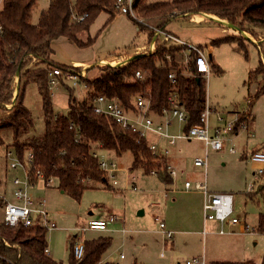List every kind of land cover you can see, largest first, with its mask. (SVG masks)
<instances>
[{
	"label": "rangeland",
	"instance_id": "rangeland-1",
	"mask_svg": "<svg viewBox=\"0 0 264 264\" xmlns=\"http://www.w3.org/2000/svg\"><path fill=\"white\" fill-rule=\"evenodd\" d=\"M49 3L50 0H39L32 15L33 23H38L40 14L48 9ZM137 22L133 16L120 12L110 21L109 13L103 12L88 31L78 36L85 43L94 39L91 46L80 47L71 39L59 38L52 44V59L60 65L80 68L84 76L91 67L110 61L119 63L144 54L141 51L149 45L152 28L163 24V28L175 38L167 41L168 44L186 42L198 46L206 56L214 41L229 36V31L223 33L219 24L221 21L209 15H205L203 19L201 14L177 15L173 19L144 22L139 18ZM229 28L235 40L215 45L213 60L209 61L211 72L205 80L207 103L226 121L237 119L238 128L247 126L248 129H242L239 134L230 136L221 151L208 150L200 141L181 140L176 146H169L170 156L165 158L178 173L173 178L167 163V174L172 182L174 179L171 185L163 183L155 175V170L147 175L142 169L132 170L131 152L117 155L114 151L103 149L95 150L99 160L112 161L117 168L124 170L115 174L119 182L117 186L109 188L91 182L87 184L82 198L76 200L69 193L62 192L57 180L47 186L43 179H38L30 189L35 207H40V201H45L50 217L57 224L55 230L48 232V248L52 259L63 264L68 263L72 251L71 240L75 243L72 238L82 236V228L87 227L92 218L90 215L93 214L106 220L111 216L118 218V221L109 225L107 232L89 230L84 234L88 240L104 235L111 237L112 246L104 257L115 264H186L197 257H204L207 264L214 259L262 264L264 232L256 230L242 233L241 226L238 225L234 228V234L220 235L210 232L212 226L218 231V224L209 222L204 240L203 235L198 234L203 231L204 196L201 192H184V185L189 181L193 185L196 182L206 183L212 194L232 193L234 214L241 216L242 221L252 229L258 228L264 200L261 194L251 199L248 196V187L255 184L256 192L263 180L256 182L257 166L248 156L253 151H264V94H258L264 92V78L250 81V74L259 66L261 60L264 62V34H259L261 32L258 27H254L255 32H248L250 37H246ZM160 41H164L163 36ZM68 87L80 101L86 99L89 91L88 86L80 80L74 86L72 81L60 78V84L51 87L53 110L57 115L69 111ZM24 105L31 111L34 121V127L24 139L43 138L45 115L36 83L28 84ZM215 114L211 115L210 123L212 127L221 126L222 123L217 121ZM6 116V112L0 111V120ZM183 130L184 126L180 130L175 122L171 132L180 133ZM248 131L253 137H247ZM2 138L4 144L0 145V179L7 182L5 196L14 201L11 180L14 176H22V173L12 172L6 167V153L12 150V132L4 130ZM231 148L235 149V154L230 152ZM197 157L207 159V169L194 166ZM112 183L113 179H110L109 184ZM5 190L0 186V194L5 193ZM183 215L188 218L187 223H182ZM3 216L4 211L0 209V221ZM161 222L165 223L166 230L178 233H174L172 239H167L161 231ZM226 229L229 227L226 226ZM122 254L124 258L120 257Z\"/></svg>",
	"mask_w": 264,
	"mask_h": 264
},
{
	"label": "trees",
	"instance_id": "trees-1",
	"mask_svg": "<svg viewBox=\"0 0 264 264\" xmlns=\"http://www.w3.org/2000/svg\"><path fill=\"white\" fill-rule=\"evenodd\" d=\"M116 1L50 0L48 9L42 11L36 24L32 22V15L39 0H2L0 4V111L7 113L0 120V145L4 144L2 132L10 130L11 147L20 159L24 160L28 152L34 155L32 183L37 182L36 174L40 171L46 181L54 178L62 192L69 193L76 200L82 198L87 184H108L106 174L100 170L99 159L93 155L96 149L111 150L117 155L131 152L132 170L142 169L146 175L155 170L163 183H172L166 160L150 151L146 139L123 130L112 119L94 112L92 102L96 96L117 99L126 108L132 107L136 96H145L150 99L151 108L161 113L168 108L169 96L176 95L188 115L186 130L199 123L207 105L206 77L194 68L184 71L178 64L184 48L167 41L161 42L154 53L137 55L114 66L97 65L87 69L84 76L78 67L53 61L52 44L59 38L71 39L80 47L91 46L95 40L89 39L85 43L78 38L79 34L88 31L103 12L109 13L112 21L118 13ZM134 10L136 23L139 18L143 22L173 19L177 12L178 15L213 16L246 32H252L249 26L264 29V0H135ZM79 17L84 19L78 21ZM234 40L235 37H225L214 41L212 46ZM168 56L172 59L171 65ZM55 68L81 75L80 81L89 90L86 99L80 101L68 87L69 111L66 114L57 115L53 110L49 75ZM137 71L150 77L144 82L133 81ZM171 73L175 74V83L169 79ZM259 77L264 78L262 60L251 72L250 81ZM32 82L38 85L45 115V134L40 139H24L34 127L31 111L24 105L26 88ZM262 180L260 191L248 193L251 199L261 194L264 200V174L260 177ZM3 205L4 202L0 201V209ZM258 231L264 232V210L259 214ZM48 246V230L43 226L10 227L0 221V264H63L46 253ZM73 246L71 242L72 251L67 264H113L102 262L112 246L111 237L85 241L81 259L74 256Z\"/></svg>",
	"mask_w": 264,
	"mask_h": 264
},
{
	"label": "built area",
	"instance_id": "built-area-1",
	"mask_svg": "<svg viewBox=\"0 0 264 264\" xmlns=\"http://www.w3.org/2000/svg\"><path fill=\"white\" fill-rule=\"evenodd\" d=\"M135 0H117L115 9L126 15H131L136 18V12L134 10ZM175 14L178 15L176 12ZM187 15V14H186ZM84 17L77 18L78 21H82ZM164 37V41L175 39L172 33L168 32L164 28L154 27L152 28V38L149 45L143 48L141 52L144 54H151L156 52L158 45L162 42L160 37ZM184 48L183 57L178 60V64L184 71H192L194 68L199 74L207 76L211 72L210 60L198 46L187 44L186 42L176 43ZM140 54V53H139ZM168 63L171 65V57H167ZM109 65H117L118 62H107ZM193 64V66H192ZM79 74H75L72 70H62L55 68L49 75L50 86H56L60 84V78L64 80L72 81L74 86L80 80ZM149 74L137 71L133 78V81H147ZM169 79L172 83H175V74L171 73ZM93 110L98 115H104L114 121V123L123 130H129L137 134L140 138L146 139L149 143L150 151L159 158H165L170 155L168 148L162 149L160 147V140H166L168 145L174 147L178 141H200L204 143L208 150L221 151L225 148L226 140L232 135H237L240 130H247V126H241V129L237 126V119L226 121L215 109L209 107L208 103L205 110L200 116L198 124L193 125L189 129H185L188 122V115L182 105L179 104V100L176 95H170L168 98V108L162 110L161 113L155 112L151 108L150 99L145 96L138 95L133 99L132 107H124L117 99H108L105 96H96L92 102ZM213 113L217 114V121L222 123L221 126L212 127L210 123V117ZM175 122L178 128L181 130L184 126V130L180 133H172L171 130L175 127ZM249 138L253 137L248 131ZM156 138L157 141H152ZM78 143V138H76ZM231 153L235 154V149L231 148ZM94 157L98 158L96 152L93 153ZM34 159L32 152H28L24 160L12 150H8L6 153V167L12 172H20L22 176H14L11 180L13 189L12 197L14 201H10L3 194H0V201L4 202L3 205V221L10 227H17L23 225L24 227L43 226L49 231L57 228L56 221L50 217L48 210L43 203H39L40 207H35V200L31 195L30 189L34 186L31 179V164ZM249 160L257 166L255 173L257 177V183L260 182V177L264 174V151L252 152L249 156ZM195 167L207 169V159L196 158L194 160ZM99 167L102 172L107 176L108 181L113 179L112 186L119 185L116 179L117 172H124L116 167V164L109 161H100ZM171 169L170 174L174 178L177 176V172L169 166ZM126 173V172H125ZM128 173V172H127ZM153 174H155L153 172ZM157 175V174H155ZM37 179H43L46 185L52 184L54 178H50L46 181L44 175L38 171L36 174ZM249 192L256 190L255 184H250L248 187ZM184 192H201L204 196L203 204V221H204V233L209 222H216L219 225L218 233L220 235L234 234L235 227L240 225L242 233H252L258 230V228H251L246 222H243L241 216L234 214V196L228 193H216L212 194L206 183L196 182L194 185L187 181L184 185ZM118 221V218L111 216L108 220H90L87 227L82 228V236L75 237V243L73 246V253L77 259H81L85 252V237L86 231H107L109 225ZM226 226L229 229H226ZM161 231L167 239H172L174 232L165 229V224H160ZM46 253L49 254V249H46ZM121 258H124L121 255ZM186 264H207L204 257L194 258L192 261H187Z\"/></svg>",
	"mask_w": 264,
	"mask_h": 264
},
{
	"label": "crops",
	"instance_id": "crops-1",
	"mask_svg": "<svg viewBox=\"0 0 264 264\" xmlns=\"http://www.w3.org/2000/svg\"><path fill=\"white\" fill-rule=\"evenodd\" d=\"M188 15V14H187ZM179 16V15H178ZM205 17V14H201V18L203 19ZM210 17H213V16H210ZM194 20L195 21H199V19H197V18H194ZM221 21V23H219L221 26H222V29H223V33H228V31H229V36L228 37H230V36H232V34H231V32H230V28L229 27H227L223 22H226V21H222V20H220ZM249 27H251V29H252V31L253 32H255L254 31V27H252V26H249ZM259 30H260V32L261 33H259V34H264V29H261V28H258ZM235 30V29H234ZM236 32H238L237 30H235ZM243 32H245L248 36H249V34H248V32H246V31H243ZM171 33V32H170ZM241 34V33H240ZM232 37H234V36H232ZM250 37V36H249ZM188 38V37H187ZM251 38H253L252 36H251ZM175 45V44H174ZM146 48V47H145ZM214 50H215V46H210L209 47V50H208V58H209V60H213V53H214ZM139 54V53H138ZM216 115V117H217V114H215ZM239 134V133H238ZM248 137V136H247ZM153 139H156V138H153ZM226 144V143H225ZM160 147L162 148V149H166V148H168L169 147V145H168V142L166 141V140H160ZM254 152V151H253ZM170 156V155H169ZM250 156V155H249ZM248 156V157H249ZM246 158H247V155L245 156ZM198 158V157H197ZM163 159H165L166 160V162L169 164V166H171V164L168 162V159L167 158H164L163 157ZM196 159V158H195ZM112 162V161H111ZM195 166V165H194ZM172 167V166H171ZM173 168V167H172ZM196 168H200V167H196ZM174 169V168H173ZM182 173V172H181ZM177 175H178V173H177ZM173 182H174V179H173ZM172 182V183H173ZM172 183H170V185L172 184ZM98 184V183H97ZM166 184V183H165ZM6 185H7V182L6 181H4V182H2V184L0 185L1 186V188H3L4 190L6 189ZM11 185H12V183H11ZM46 185V184H45ZM99 185H101V186H108L109 188L110 187H112V185L111 184H109V181H108V184L107 185H105V184H102V183H100ZM48 186V185H47ZM12 189H13V186L11 187ZM223 193H226V192H223ZM4 195L6 194V190H5V193H3ZM228 194H232V193H228ZM233 195V194H232ZM40 203H43L44 204V206H45V208H46V203H45V201H40ZM47 209V208H46ZM183 212H186V210H184ZM92 218L90 219V220H106V219H102V218H98V217H96V216H94L93 214L92 215H90ZM52 218V217H51ZM188 218L185 216V215H183L182 216V223H187L189 220H187ZM53 220H55L54 218H53ZM89 220V221H90ZM161 223H164V222H161ZM160 223V224H161ZM165 224V223H164ZM166 227V226H165ZM161 228V227H160ZM218 228H219V225H218ZM107 231H109V228H108V230ZM107 231H104V232H107ZM170 231V230H169ZM98 232V231H97ZM125 233H126V231H124ZM172 232H174V233H178L177 231H172ZM207 232V231H206ZM211 233H218V231H217V229H214V226H212V229H211V231H210ZM209 232V233H210ZM198 234H202L203 235V237H204V240H205V233H204V221H203V231H199L198 232ZM75 237L76 236H74L72 239H74L75 240ZM99 237H109V236H106V235H104V236H99ZM99 237H97V238H99ZM97 238H94V239H97ZM94 239H92V240H94ZM88 239H85V241H87ZM71 242H72V240H71ZM205 242V241H204ZM49 247V246H48ZM49 249V248H48ZM49 255H50V257H51V253H50V250H49ZM123 255V254H122ZM105 256V255H104ZM124 256V255H123ZM121 257V256H120ZM125 257V256H124ZM52 258V257H51ZM102 262L103 263H113V264H115L114 262H111V261H108L107 259H106V257H103V260H102ZM223 262H225V261H221V260H219V259H214L213 261H211V263L210 264H213V263H223ZM228 262H233V263H239V264H246V263H240V262H237V261H228Z\"/></svg>",
	"mask_w": 264,
	"mask_h": 264
},
{
	"label": "water",
	"instance_id": "water-1",
	"mask_svg": "<svg viewBox=\"0 0 264 264\" xmlns=\"http://www.w3.org/2000/svg\"><path fill=\"white\" fill-rule=\"evenodd\" d=\"M205 15H206V14H205ZM223 23H224L226 26L231 27V28L237 30L239 33L244 34V36L248 37V35H246V33L243 32V31H241L240 29H238V28H236V27L230 25V24L227 23V22H223ZM135 57H137V55H136ZM262 187H263L262 185L258 186V191H260V190L262 189Z\"/></svg>",
	"mask_w": 264,
	"mask_h": 264
}]
</instances>
